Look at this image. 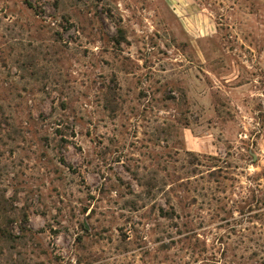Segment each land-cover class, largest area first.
<instances>
[{
    "label": "rangeland",
    "instance_id": "rangeland-1",
    "mask_svg": "<svg viewBox=\"0 0 264 264\" xmlns=\"http://www.w3.org/2000/svg\"><path fill=\"white\" fill-rule=\"evenodd\" d=\"M0 264H264V0H0Z\"/></svg>",
    "mask_w": 264,
    "mask_h": 264
}]
</instances>
